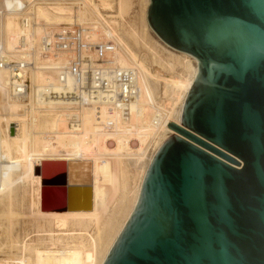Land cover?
<instances>
[{"label":"water","instance_id":"1","mask_svg":"<svg viewBox=\"0 0 264 264\" xmlns=\"http://www.w3.org/2000/svg\"><path fill=\"white\" fill-rule=\"evenodd\" d=\"M148 23L199 70L104 264H264V0H151Z\"/></svg>","mask_w":264,"mask_h":264},{"label":"rangeland","instance_id":"2","mask_svg":"<svg viewBox=\"0 0 264 264\" xmlns=\"http://www.w3.org/2000/svg\"><path fill=\"white\" fill-rule=\"evenodd\" d=\"M52 2H55L54 6H50ZM84 2L87 4L88 10L93 9L95 11L97 6L101 8L99 14L103 16L101 20L105 33L109 36H113L112 34L115 33L114 37L118 44L122 41L124 45H120L123 48H128L134 53L137 60L142 61L146 68L153 70L154 74L149 77V81L155 102L152 103L148 113H146L150 120L154 119L155 110L159 107L165 110H172L173 107H176L174 110L179 111L178 93L167 86L164 79L189 76L192 72L188 68L189 63L185 57L162 42L149 26L148 11L151 0H84ZM48 3L49 6H47ZM105 3L107 5H104ZM22 4L29 9L27 10L28 15H33V9L37 17L38 23L36 21L34 25L36 29L34 37L36 46H38L37 44L42 36L43 27L53 32L73 28L70 25L69 27L63 24L52 23L53 25H50L47 20L55 22L58 17L70 18V15L78 13L77 6L84 7L82 0H0V52L2 50L18 52L20 40L14 35L16 30L13 26H17L19 29L17 10L18 6ZM38 4L42 5L37 6ZM38 7L42 8L38 10ZM53 7H58L57 11L52 9ZM38 13H41L47 19L46 22L42 19V15L40 16ZM14 14H17V16ZM91 15L95 16L93 12L90 14L87 11H81L77 17L80 18L82 24L89 20L93 22L94 19ZM97 19L101 21L99 18ZM71 20L73 19L71 18ZM126 48L123 49L120 55V57L122 56L121 59L124 57L122 54H125ZM129 65L131 66V64ZM132 67L134 66L132 65ZM35 80L37 85H42L46 79L44 74L38 72L35 74ZM166 89H169V91ZM8 96L7 91L0 87V115L8 117L11 114L9 122L18 123L21 121L25 123H22L20 142V146L23 147L24 151L13 156L15 158L13 163L4 168V174L6 175H3V178L0 179V237L5 243L4 248L0 250L1 264H17L23 257L32 256V249L36 247L43 251H62L66 245L72 243L71 235L74 233L82 234L84 242L88 245H92L95 240V264H100L110 246L114 245L122 232L128 217L134 211L143 172L157 153L156 143L152 140L156 130L151 129L146 136V142L152 143L149 145L144 158H141L142 160L136 156L137 149L135 146L125 145L127 140L136 139L137 132L134 129H128L126 136H121V145L118 148L113 147L114 149L112 148L111 151L107 150V154H100L99 152L100 155L97 157L89 153L90 155L86 158L92 160L97 158L100 162L98 214L94 218H72L68 227L62 229L57 225L55 218L42 217L38 213L39 186L36 180L33 179L31 168L33 167V160L39 158H50L47 161H63L64 158L76 154V148L71 137L70 139L57 137L51 141V139L46 140L42 137L46 135H38L39 128H32L30 119L23 117L16 107H12V109L8 107L12 105ZM90 110L91 108L85 110L84 132L96 133L99 143L102 132L107 133L109 136L116 133L118 135V132L125 133V129L118 131L114 126L108 124L101 126L100 120L91 116ZM58 116L59 114L53 110L42 112L38 115L39 118L36 117L43 121L47 117L56 118ZM64 124L66 123L64 122ZM0 128V139H5L7 135H15L17 124L14 123L9 127L7 121L3 120L0 122ZM35 136H38L36 143L33 142L37 139ZM172 136L170 134L166 135L165 140L167 141ZM79 138L80 141L83 140V135H79ZM105 143L106 141H104ZM48 144L52 147L53 145L56 146L50 149L47 148ZM28 157L30 158L28 159ZM41 167L34 170L38 169L39 173ZM38 176L42 184V176ZM41 193L42 185H40V196Z\"/></svg>","mask_w":264,"mask_h":264},{"label":"bare ground","instance_id":"3","mask_svg":"<svg viewBox=\"0 0 264 264\" xmlns=\"http://www.w3.org/2000/svg\"><path fill=\"white\" fill-rule=\"evenodd\" d=\"M82 4H84V7L82 8L80 6H77V9L79 10L76 15H70L71 16L70 18L58 17L57 21L55 22H51L47 20L41 13L38 14L40 16L42 15L43 18L42 17L41 18L45 20V22L47 20V22L50 25L52 23H55L59 25L63 24L64 26H69V25L73 26L76 24L85 25L94 22L102 24L101 19L103 18V16L99 14V9L101 10V8L97 6L98 9L96 7L95 11L93 9L88 10L87 4L84 2V0H82ZM40 5L42 4H38L37 6ZM49 5L50 4L48 3L47 6ZM54 5L55 2H52L50 6H54ZM104 5L107 4L105 3ZM40 8L42 7H38V10ZM43 8H50V7H43ZM57 8L53 7L52 9L57 11ZM27 10L29 9L25 7L23 4L18 6L17 21L19 23V29L17 26L16 27L13 26L16 30L14 31V35L17 36L18 40H20V45H19L20 50H18L17 53H21L25 51L24 54L35 55V60L38 62L39 61L38 54H32L31 50H38L40 48V44L42 42L44 35L52 31H48L43 27L42 36L40 38L39 43L37 44L38 46H36L34 40L36 29L34 25L36 21L38 23V20L33 9H32L33 11L32 16L27 14ZM81 11H87L90 14L91 12H93L94 15L97 17L95 16L93 17L91 15L94 19L93 22L92 21L90 22L89 20L88 22L81 24L80 18L77 17ZM17 14L14 15L17 16ZM13 18L15 19V17ZM71 18L73 20H71ZM97 18H99L101 21H99ZM11 25L12 24L10 22V26ZM114 34L112 35L114 36ZM120 44L124 45L122 41H120ZM120 44L117 43V49H118L117 55L119 59H121L122 57V56L120 57V55L123 49L126 48V47L123 48ZM122 55L124 56L121 59L122 63H124L127 66L131 64V66L133 65L138 71V86L140 93L130 102L128 106H124V107L119 106L113 108V110L109 109L108 107L99 108L95 105H83L77 108L76 105L72 103V101H67L66 99H60L59 96L57 95L56 97L53 95L44 97L43 94L45 93L47 86H50V88L53 91H55V93H57L60 90V88L58 86L57 80L54 77V75L45 73L42 70V68H40V63H37L36 68L31 69L30 77L33 84V91L31 96H29L30 100L28 102H24L23 100L14 99L11 96V91L9 89L10 73L5 69H0V87L1 89L3 90L5 89L7 91V96L9 95L8 97H10L11 99L10 102L13 105V106L10 105L8 107H10L11 109L12 107H16L23 117H25L26 119H30L29 121L32 122L30 124L32 125V128H36V127L39 128L38 135H46V136H42L44 137V139L46 140L51 139L52 141V139L57 137H63V138L67 137L69 139L71 137L72 143L76 148L75 149L76 154L71 155L68 158H64L63 161L62 160L47 161V159L50 158H39L35 161L33 160L34 163L32 162L33 167L31 168V171H32L33 179L36 180V183L39 186L38 188L39 196L37 203L38 213L42 217L55 218V220L57 221V225L62 229L68 227L69 221L72 218H79V219L94 218L98 214V200H99V191H100V162L97 160V158L95 160H92L91 158L89 159L86 158L90 155L89 153H92V155H95L97 157L100 154H107L106 153L107 150L111 151L113 147L118 148L121 145V136H126L128 129L131 130L134 129L137 132L136 139L133 140L132 137H130L132 140L130 139L127 140V142H125V145L135 146L137 149L136 156H138L141 159L144 158V156L148 151L149 145L152 143L151 142L149 144L146 142V136L151 129L156 130V132L153 134L152 140H154V143H156L155 146L157 148L156 151L158 153L161 147L166 143L165 140L166 135L169 134L173 136L175 134L178 135V133L175 130L170 128V124L176 123L177 125L182 126L181 118H182L184 105L188 97V94L190 93L191 89L195 84L197 72L199 70L198 60L191 55L180 52V55L185 57V59L189 63L188 68L191 69L192 74L189 76H177V78H173V79H164L166 85L172 88L174 92L178 93L179 96L178 102L180 103V109L179 111H177V109L174 110V108L176 107H173L172 110H167V109L165 110L159 107V109L155 110L156 112L154 115V119H152L151 121L150 117L148 116V114L146 115V113H148V109L152 106V103L155 102L154 95L152 92V87L149 81V77L154 74L152 72L153 70L151 71L150 69L146 68L143 65L142 61L137 60L134 53H132L128 48H126L125 54L123 53ZM27 59L31 60L30 57H27ZM38 72L44 74V77L46 79L42 85H37V82L35 80V74H37ZM169 89L166 90L169 91ZM86 108L88 110L89 108H91L90 110L91 116L98 118L100 120L101 126L108 124L114 126L116 130L118 129V131L125 129V133L118 132V135L116 133L115 135L111 134L109 136L107 133L102 132L101 133L102 136L100 138V143H99L96 137L97 136L96 133L84 132ZM53 110L54 112L59 114L58 117L56 118L47 117L43 121L38 119L39 118L38 115H40L42 112H49ZM10 116L11 114H9L8 117H4L0 115V122L3 120L7 121L9 127L14 123L17 124V129H15L16 131L15 135L10 134L7 135V138L0 139V179L3 178V175H6L4 174L5 172L4 168L6 166L9 167V164L13 163V160L15 159L13 156L16 153H22L24 151L23 147L20 146V142L22 138V127H23L22 125L25 123L21 121L18 123L14 121L9 122ZM73 119L77 120L78 125L72 124ZM63 121L66 124H64ZM79 135L80 136L83 135V140L80 141ZM37 140L38 138L35 139V141L33 142L36 143ZM104 141H106L105 144ZM48 145L47 148L50 149L56 146L53 145L52 147V145L50 144ZM58 145L61 146L62 144H58ZM156 154L154 155V157L156 156ZM29 158L30 157H28V159ZM236 159L237 161L240 162V164L237 165L236 163H231V165L237 169H241L244 163L240 159L238 158ZM150 165L146 167L145 171L143 172L142 175L143 183L140 181L141 185L138 191V196H137L138 200H136L137 203L135 202L134 205L135 208L139 202L144 181L148 173L147 169H149ZM39 167L41 168H40V172L38 173V169L36 170L34 169ZM38 175L42 176V184H41V179ZM40 185H42V193H41L42 198L40 196ZM64 187H66V190ZM65 192H67V196H68V209L66 211L63 210L65 207V202H64ZM130 217H128L127 219L128 221ZM126 224L124 225L126 226ZM125 226L123 227L125 228ZM124 228L122 229L124 230ZM71 236L73 239L72 243L66 245V247L62 251H52V250L43 251L40 248L36 247L32 249V254H33L32 256L23 257L22 260L17 262V264H95L96 263V246L94 243L95 240L93 239L94 242L92 245L91 244L88 245V243L84 242V238L82 234L74 233ZM112 245L108 249V252L106 253L103 261L100 264L105 263L106 261L105 259H107L108 257L107 255L110 254L112 248L114 247V245L113 246ZM4 246H5L4 240L0 237V250L3 249Z\"/></svg>","mask_w":264,"mask_h":264},{"label":"built area","instance_id":"4","mask_svg":"<svg viewBox=\"0 0 264 264\" xmlns=\"http://www.w3.org/2000/svg\"><path fill=\"white\" fill-rule=\"evenodd\" d=\"M72 27L44 35L40 48L31 50L38 54V62L35 55L24 54L25 51L0 52V69L10 73L11 96L24 102L30 100L31 69L40 63L45 73L54 75L60 88L55 93L47 86L44 97L57 95L72 101L77 108L95 105L113 110L128 106L140 93L138 71L119 59L116 38L107 35L101 23ZM72 124L78 125L77 120L73 119Z\"/></svg>","mask_w":264,"mask_h":264}]
</instances>
